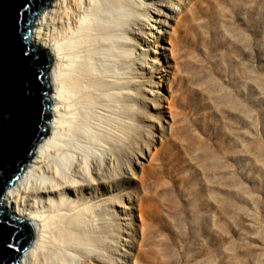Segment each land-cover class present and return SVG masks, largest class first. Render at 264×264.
Here are the masks:
<instances>
[{
	"label": "rangeland",
	"instance_id": "1",
	"mask_svg": "<svg viewBox=\"0 0 264 264\" xmlns=\"http://www.w3.org/2000/svg\"><path fill=\"white\" fill-rule=\"evenodd\" d=\"M140 4L125 171L85 196L109 260L264 264V0Z\"/></svg>",
	"mask_w": 264,
	"mask_h": 264
},
{
	"label": "bare ground",
	"instance_id": "2",
	"mask_svg": "<svg viewBox=\"0 0 264 264\" xmlns=\"http://www.w3.org/2000/svg\"><path fill=\"white\" fill-rule=\"evenodd\" d=\"M140 12V0H54L33 21V45L52 61V94L48 136L0 199L12 218L32 227L18 264L114 263L106 250L111 232L99 225L111 215L85 196L102 186L97 176L125 171L120 152L132 130L128 102L138 95L128 86L127 66L134 60L132 36L143 28ZM177 13L185 9L176 6Z\"/></svg>",
	"mask_w": 264,
	"mask_h": 264
},
{
	"label": "water",
	"instance_id": "3",
	"mask_svg": "<svg viewBox=\"0 0 264 264\" xmlns=\"http://www.w3.org/2000/svg\"><path fill=\"white\" fill-rule=\"evenodd\" d=\"M50 1L0 0V199L47 135L52 61L30 35ZM32 240L31 225L12 218L0 204V264H18Z\"/></svg>",
	"mask_w": 264,
	"mask_h": 264
}]
</instances>
